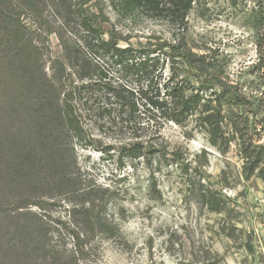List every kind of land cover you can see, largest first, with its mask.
Wrapping results in <instances>:
<instances>
[{
    "label": "rangeland",
    "instance_id": "rangeland-1",
    "mask_svg": "<svg viewBox=\"0 0 264 264\" xmlns=\"http://www.w3.org/2000/svg\"><path fill=\"white\" fill-rule=\"evenodd\" d=\"M3 1L14 3L13 12ZM23 1L0 0V257L8 245L4 241L11 238L22 244L36 227L51 230L49 238L57 241L53 222L67 221L72 205L92 191L96 203L106 200L107 212L122 228L123 240L98 245L80 264H264V180L259 172L246 177L241 151L243 143L252 150L264 146V0H198L188 16L186 32L161 15H122L105 0L91 3L93 12L98 14L97 7L104 9L111 23L123 35L129 34L134 45L153 35L170 38L177 34L193 51L215 56L216 71L242 99V105L225 107L224 132L229 139L235 137L229 146H211L209 136L195 122L186 128L171 125L163 132L169 139L168 151L179 150L182 157L176 164L158 158L153 168L145 160H120L119 146L106 151L123 137L86 119V139L73 140L75 151L68 157L73 158L75 183L62 178L61 170L52 166L53 160L34 165V175L17 174L9 162L16 153L19 160L27 159V165L29 160L33 162L27 151L34 150L41 158L48 154L38 139L42 122L36 105L38 90L23 85L20 78L8 80L5 74L9 75L11 56L33 64L36 43L43 56L34 74L41 77L44 69L49 71L51 55L63 56L55 32L64 27L69 15H77L68 0L61 4L47 0L46 5L34 0L36 12L21 8ZM15 66L19 77L26 72L18 63ZM109 70L115 80L136 85L127 69ZM27 143L35 144L20 154ZM16 196L39 203L47 217L39 226L36 217L25 215L19 233V228L12 227L11 232L18 236H7L6 211L11 209L9 198ZM209 197L223 210H210L206 205Z\"/></svg>",
    "mask_w": 264,
    "mask_h": 264
},
{
    "label": "trees",
    "instance_id": "trees-1",
    "mask_svg": "<svg viewBox=\"0 0 264 264\" xmlns=\"http://www.w3.org/2000/svg\"><path fill=\"white\" fill-rule=\"evenodd\" d=\"M69 1L68 5L77 15H69L64 27L55 32L63 56L51 55L49 71L44 69L41 77L35 78L34 67L43 56L42 49L35 43L33 64L19 62L11 56L14 59L10 61L12 68L8 69L9 75L4 73L8 80L20 78L23 85L28 83L38 90L36 105L42 118L38 139L43 141L42 148L48 153L41 158L33 154L34 150L32 153L27 151L33 161L29 160V165L26 158L19 160L16 153L9 162L17 174L34 175L36 166L53 160L52 166L61 170L62 178L75 183L71 171L73 158L68 157L75 151L73 140L86 139V119L101 130L123 137L106 151L119 146L120 160H145L150 168L158 158L176 164L182 157L179 150L168 151L169 139L163 132L171 125L186 128L195 122L196 127L209 136V144L217 148L229 146L235 140L234 135L229 139L224 132V112L231 103L242 105V99L229 90L222 75L216 71L218 61L215 56L193 51L185 38L177 34L170 38L153 35L145 43L138 41L134 45L129 34L123 35L111 23L104 9L97 7L98 14L90 9V4H96V0ZM105 1L119 14L161 15L186 32L188 16L198 0ZM47 2L41 3L46 5ZM3 3L13 12V2ZM22 6L36 12L34 0H25L20 3ZM7 18L17 22L11 15ZM16 63L26 69L20 77L15 73ZM42 67L43 64L38 66L39 69ZM111 67L127 69L136 78V85L115 80L109 70ZM34 144H25L19 150L20 154ZM241 151L244 167L248 170L246 177L259 172L264 180V146H254L252 150L243 143ZM86 196L82 202L72 205L67 221L53 222L59 236L57 241L49 238L53 234L51 230L38 231L37 227L27 237L25 235L22 244L8 238L4 241L8 245L4 246L5 255H1L0 264H80L97 251L98 245L103 247L105 242L123 240L122 228L108 214L106 200L98 199L96 203L91 199L92 191ZM13 198H9L11 209L6 211L7 236H18L20 228L24 227L22 218L25 215L36 217L39 226L44 223L47 216L39 203H28L24 197ZM206 205L212 211L223 210L213 197H209ZM13 220L16 222L10 223ZM13 225L19 228L17 233L11 232Z\"/></svg>",
    "mask_w": 264,
    "mask_h": 264
}]
</instances>
